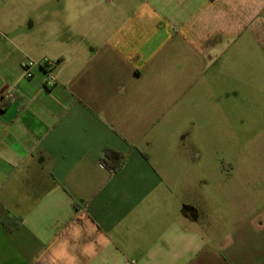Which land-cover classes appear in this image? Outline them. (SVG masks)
<instances>
[{
  "label": "crops",
  "instance_id": "1",
  "mask_svg": "<svg viewBox=\"0 0 264 264\" xmlns=\"http://www.w3.org/2000/svg\"><path fill=\"white\" fill-rule=\"evenodd\" d=\"M50 1L0 18V264H264L231 107L264 0Z\"/></svg>",
  "mask_w": 264,
  "mask_h": 264
},
{
  "label": "rangeland",
  "instance_id": "2",
  "mask_svg": "<svg viewBox=\"0 0 264 264\" xmlns=\"http://www.w3.org/2000/svg\"><path fill=\"white\" fill-rule=\"evenodd\" d=\"M54 7L53 1L46 4L41 0H0V18L8 27L30 29L36 34L41 30V14L50 13ZM261 37H255L246 51L238 53V59H246L247 64L237 69V97L231 100V107L237 145L246 142L262 147L258 150L264 156V39Z\"/></svg>",
  "mask_w": 264,
  "mask_h": 264
},
{
  "label": "built area",
  "instance_id": "3",
  "mask_svg": "<svg viewBox=\"0 0 264 264\" xmlns=\"http://www.w3.org/2000/svg\"><path fill=\"white\" fill-rule=\"evenodd\" d=\"M39 62H37L34 59H27L23 62L22 67H23V76L27 78H31L33 76V68L38 65ZM43 64L47 67H51L54 63L48 59H45L43 61ZM48 83H51L49 80Z\"/></svg>",
  "mask_w": 264,
  "mask_h": 264
},
{
  "label": "trees",
  "instance_id": "4",
  "mask_svg": "<svg viewBox=\"0 0 264 264\" xmlns=\"http://www.w3.org/2000/svg\"><path fill=\"white\" fill-rule=\"evenodd\" d=\"M3 224L6 226L7 224H6V219L5 220H3Z\"/></svg>",
  "mask_w": 264,
  "mask_h": 264
}]
</instances>
